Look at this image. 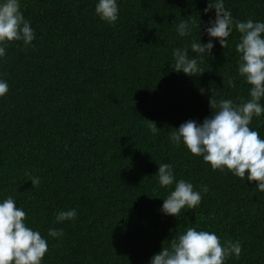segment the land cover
I'll return each mask as SVG.
<instances>
[{
    "label": "trees",
    "instance_id": "trees-1",
    "mask_svg": "<svg viewBox=\"0 0 264 264\" xmlns=\"http://www.w3.org/2000/svg\"><path fill=\"white\" fill-rule=\"evenodd\" d=\"M96 2L21 0L36 39L28 47L12 42L0 59L9 84L0 98V200L12 196L27 225L48 239L43 264H149L188 227L215 232L221 243L239 240L240 257L226 264H264L257 182L213 170L169 139L185 121L209 117L210 99H250L238 75L240 34L233 30L225 48L217 41L200 61L204 72L188 76L171 67L173 49L208 36L198 23L188 37L176 26L189 16L202 26L214 18V9L204 13L208 0H118L114 24L99 18ZM225 7L237 20H264V0H225ZM250 127L264 137V116ZM160 163L196 190L208 186L179 218L160 210L172 190L157 182ZM71 208L75 222H56ZM50 227L63 237H48Z\"/></svg>",
    "mask_w": 264,
    "mask_h": 264
},
{
    "label": "clouds",
    "instance_id": "clouds-1",
    "mask_svg": "<svg viewBox=\"0 0 264 264\" xmlns=\"http://www.w3.org/2000/svg\"><path fill=\"white\" fill-rule=\"evenodd\" d=\"M215 10V17L209 18L202 26L201 20L185 18L176 26L180 37H188L194 27H203L208 36L202 42L198 35L189 46L173 49V65L176 72L188 76L201 75L204 70L200 61L212 55L215 43L227 47L233 30L240 35L235 44L238 60V75L248 84L250 99L239 103L232 99H210L212 114L203 122L187 120L169 133L170 142L183 144L191 154L202 157L213 170L230 172L242 180L256 181V191L264 192V137L250 127L254 117L264 116V20H237L225 7V0H208L204 13ZM95 13L109 24L119 17L118 0H97ZM36 39L31 21L21 10V0H0V59L7 54L8 46L14 41H22L24 47L32 45ZM189 48L191 53L189 54ZM229 86L235 87V79L230 78ZM9 91L6 79L0 78V98ZM204 90L201 89V92ZM153 134L159 129L155 122L149 125ZM160 187L172 188L163 198L161 212L179 218L182 210H194L202 201V193L209 191L207 185L196 190L193 183L177 179L173 165L160 163L155 174ZM33 188L39 187L40 178L31 177ZM174 186V187H172ZM77 210L71 208L56 214V222H75ZM27 213L17 206L16 200L8 196L0 200V264H43L49 242L39 230L26 223ZM63 229L50 227L48 237H63ZM239 240H226L215 233L188 227L170 240V245L152 256L149 264H226L232 257L242 253Z\"/></svg>",
    "mask_w": 264,
    "mask_h": 264
}]
</instances>
